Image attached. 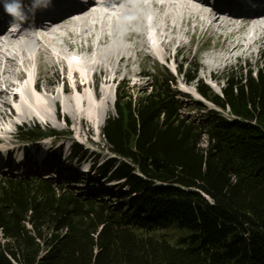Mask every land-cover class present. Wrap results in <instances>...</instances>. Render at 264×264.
I'll return each mask as SVG.
<instances>
[{
  "label": "trees",
  "instance_id": "16d2710c",
  "mask_svg": "<svg viewBox=\"0 0 264 264\" xmlns=\"http://www.w3.org/2000/svg\"><path fill=\"white\" fill-rule=\"evenodd\" d=\"M196 70L180 75L191 83ZM148 76L141 94L117 86L102 129L111 156L97 171L118 202L43 176L1 180L0 264H264V57L221 94L199 81L217 108L194 102L200 118L167 70ZM177 228L188 234L175 243L155 234Z\"/></svg>",
  "mask_w": 264,
  "mask_h": 264
},
{
  "label": "bare ground",
  "instance_id": "6f19581e",
  "mask_svg": "<svg viewBox=\"0 0 264 264\" xmlns=\"http://www.w3.org/2000/svg\"><path fill=\"white\" fill-rule=\"evenodd\" d=\"M126 18L129 35L121 36L114 25L118 21L125 23ZM250 23L253 25L246 31ZM110 29L112 34H109ZM149 29L157 38L151 49L144 39ZM216 29L217 36L221 35L219 39L226 33L227 38L220 42L222 54L209 55L202 64L204 73L211 77H217L223 68L234 62L256 57V49H264V12L243 19L211 9L209 0H99L76 18L56 22L50 27L40 22L21 28L13 36L0 33V85L3 86L0 89V119H13L18 123L40 121L56 127L52 107H60L66 122L83 125L87 121L100 133L110 95L104 86L100 89V97L96 90L93 94L89 77L95 84L99 81L116 84L117 76L126 81L129 76L138 75L134 73V66L137 57L145 54L146 49L157 61L176 60L197 37H212ZM45 32H50L52 39ZM184 37L190 38V42L185 43ZM60 42L71 50L67 52ZM126 42L131 46H126ZM84 44L88 45L89 53L84 52ZM73 55H79L80 59H69ZM44 56L48 59L46 63L42 62ZM38 63L37 77L32 69ZM216 63L219 64L215 66ZM67 75L75 82L70 83ZM79 80L83 82L77 83ZM17 81H21L23 95L12 91ZM183 84L186 89L192 86ZM69 92L72 96L66 98L64 95ZM49 95L52 98H47ZM10 101L18 102L14 111L9 107ZM4 107H9L10 111H1Z\"/></svg>",
  "mask_w": 264,
  "mask_h": 264
},
{
  "label": "rangeland",
  "instance_id": "374dc122",
  "mask_svg": "<svg viewBox=\"0 0 264 264\" xmlns=\"http://www.w3.org/2000/svg\"><path fill=\"white\" fill-rule=\"evenodd\" d=\"M128 23L127 18L125 19V23H120V21L116 22L115 28L120 30L121 36L129 35V28L127 27ZM193 32L194 30H192V34ZM110 33L112 34L111 29ZM210 34L212 33L210 32ZM215 34L217 35V33ZM155 39L157 38L155 37ZM183 40L185 43L190 42V38L184 37ZM223 40L224 39H220L219 41L215 38L212 39V37L208 39V36L205 39L197 37L195 43L193 42L192 45L187 46L178 54L175 62H173V58L168 59L167 61H157L152 57L146 56L145 53L141 57H137V62L134 66V73H137V76L131 75L126 79V81H123L121 76H117L116 84H113V82L111 84H103L99 81L96 88L97 93H99L100 89L104 86L109 90L110 95L108 97L110 104L107 107L106 118L114 112L115 90L119 84H124L129 87L131 92L135 93V95L141 94L150 79L148 75H155L157 68L167 70L173 76L175 75V71L181 67L183 75L185 72L190 70L191 72L189 73L194 75V69L197 68L196 79L190 83L192 86L189 89H186L183 84L186 83L184 82L186 79H184L183 75L174 76L176 79L174 89L178 93L185 96L182 98L185 104V112L190 114L192 117L200 118L202 113H204L203 110L196 107L194 102L201 103L208 109L217 110L214 105L204 100L198 94L196 90L198 82L202 81L214 93L221 94V90L226 85L227 77L233 74L236 77L235 81H241L246 76L248 71H251L253 76H255V72L260 67L264 57V49H256V57L250 60L243 59L238 62H234L233 64L223 68L220 75L217 77H211L209 74L204 73L202 64L209 55L220 56L222 54L220 42ZM125 45L129 47L131 46V44L127 42ZM164 53L167 54L165 51ZM174 53L175 50L172 51V55H174ZM47 60V57L44 56L42 62L46 63ZM217 64L219 63H216L215 66ZM38 68L39 63L32 69V72L37 77L39 76ZM60 77L62 79V75H60ZM67 79L69 82H75V79L69 75H67ZM89 80L91 81V77H89ZM80 82L82 83L81 80L77 81V83ZM58 90H61V86L58 87ZM90 90L93 93L94 89L91 88ZM12 91L19 95H23V86H21V81H17V87H15ZM64 96H66V98H70L72 95L69 92ZM187 96H189V98H187ZM47 98H52V96L49 95ZM81 100L83 101L84 98ZM17 103V101L9 102L11 111H14V108L17 107ZM9 107H4L5 109H1V111L7 113L10 111ZM57 111L60 115V119H63V110L60 107H52L53 115ZM222 113L228 116V111ZM67 124L68 125L65 126L63 121H58L57 126L52 127L46 126L40 121L18 123L14 122L13 119H0V181L13 176H17L22 179H31V177L39 175L43 176L44 179L50 180L55 186H60L61 184L66 186L68 185L79 195H96L101 197L102 192L104 191L106 194L108 193L105 196V199L114 203L118 202V191H116L112 186L115 183L104 182L103 179L99 177L98 171L95 174L93 173L101 163L111 156V153L107 151L105 146L102 130L99 133L93 124L87 121L81 125L80 123L77 124L74 121L68 120ZM33 128H39L43 132L51 130L57 134L55 136L41 138L37 141L25 140V138H27L26 133L28 129ZM9 131L11 132L9 133ZM74 144H79L82 147L81 149L83 154H81V159H78V156L75 158L70 154ZM42 153L43 156H41ZM89 166L92 167L90 173L85 175H81L79 173L81 170L89 168ZM176 230L171 229L162 232L158 231L155 234L164 236V238H166L170 243H175L181 235L188 234L187 229L177 228Z\"/></svg>",
  "mask_w": 264,
  "mask_h": 264
},
{
  "label": "clouds",
  "instance_id": "9594fccd",
  "mask_svg": "<svg viewBox=\"0 0 264 264\" xmlns=\"http://www.w3.org/2000/svg\"><path fill=\"white\" fill-rule=\"evenodd\" d=\"M48 3L50 0H31V5L27 11H34L38 7L47 6ZM0 5H2L4 12L12 17L13 24L25 20L27 12L22 0H0Z\"/></svg>",
  "mask_w": 264,
  "mask_h": 264
},
{
  "label": "snow or ice",
  "instance_id": "6c2138e0",
  "mask_svg": "<svg viewBox=\"0 0 264 264\" xmlns=\"http://www.w3.org/2000/svg\"><path fill=\"white\" fill-rule=\"evenodd\" d=\"M73 59L78 61V58L77 57H73Z\"/></svg>",
  "mask_w": 264,
  "mask_h": 264
}]
</instances>
